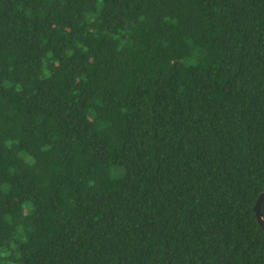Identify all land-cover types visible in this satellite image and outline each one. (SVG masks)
Masks as SVG:
<instances>
[{
	"label": "trees",
	"instance_id": "16d2710c",
	"mask_svg": "<svg viewBox=\"0 0 264 264\" xmlns=\"http://www.w3.org/2000/svg\"><path fill=\"white\" fill-rule=\"evenodd\" d=\"M263 190L264 0H0V264H264Z\"/></svg>",
	"mask_w": 264,
	"mask_h": 264
},
{
	"label": "water",
	"instance_id": "95a60500",
	"mask_svg": "<svg viewBox=\"0 0 264 264\" xmlns=\"http://www.w3.org/2000/svg\"><path fill=\"white\" fill-rule=\"evenodd\" d=\"M264 202V190L261 193L257 203L255 204V212L257 214V218L260 222V224L262 225V227L264 228V215L262 212V204Z\"/></svg>",
	"mask_w": 264,
	"mask_h": 264
}]
</instances>
